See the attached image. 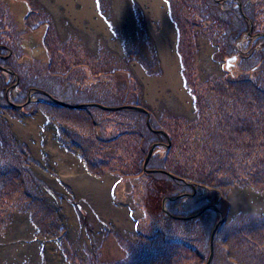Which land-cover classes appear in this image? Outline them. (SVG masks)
Returning a JSON list of instances; mask_svg holds the SVG:
<instances>
[{
    "label": "rangeland",
    "instance_id": "1",
    "mask_svg": "<svg viewBox=\"0 0 264 264\" xmlns=\"http://www.w3.org/2000/svg\"><path fill=\"white\" fill-rule=\"evenodd\" d=\"M43 1L50 14L29 18L23 2L0 0V48L8 51L0 56V232L12 214L28 212L41 226L62 222L88 241L106 231L110 245L112 230L134 231L131 247L123 245L132 258L119 264H163L161 257L191 264L182 262L184 253L206 264L218 225L212 264H264V196L244 190L264 193V0H162L179 88L160 80L166 71L156 34L164 21L151 0H92L97 14L85 11L82 0ZM63 17L92 35L88 46L63 40ZM127 22L140 36L124 37L122 52V40L103 48L113 26ZM233 56L237 67L228 71ZM164 102L167 116L158 109ZM148 119L169 135L170 150ZM73 162L95 179H109L113 206L127 212L130 206L137 222L130 211L123 217L109 210L102 190L93 194L75 179L78 192ZM189 186L202 198L194 203L198 211L178 199L190 194ZM40 187L59 198L58 209L41 200ZM227 198L262 218L240 213L223 226ZM47 246L60 261L56 244ZM74 264L105 263L95 253Z\"/></svg>",
    "mask_w": 264,
    "mask_h": 264
},
{
    "label": "trees",
    "instance_id": "2",
    "mask_svg": "<svg viewBox=\"0 0 264 264\" xmlns=\"http://www.w3.org/2000/svg\"><path fill=\"white\" fill-rule=\"evenodd\" d=\"M19 1L23 2L26 5L27 16L29 18H34V16H36V14L38 13L40 14L49 13L50 14V11L47 8V5L44 3L43 0H19ZM139 17H140L138 18L139 21L143 22L142 17L141 16ZM109 18H112V15H110ZM128 23L129 22L124 23L123 25H121V27L113 26L115 33L113 34L111 33V37L109 39L103 40L102 39L103 37L101 35H98L101 38L100 40L105 41V45H103V48L104 46L110 47V42H116V41L122 40L121 42L122 44L120 45L121 46L120 52H122L124 51L127 45L126 43L127 39H125L127 38V36H129V38H132V39L139 37L140 35H138V32H136V30L133 29V27L130 28L127 26ZM60 25L63 28L62 37L64 41H74V42L83 41L88 46L89 40L91 39L90 37L92 36L91 34H89L85 30H81L77 28L73 23H71V21H69L67 17H63L60 19ZM138 39L140 40V38ZM6 41L7 40H5V43ZM96 43H98V41L95 40L94 46ZM93 50H95V47H93ZM7 52L8 51L6 48H0V56L2 55L4 56V53H7ZM9 58L7 57L6 58L7 60H5L4 62L11 59ZM233 58L234 56L226 60V64H227L226 69L228 71H231V70L233 71L234 68L237 67L236 61L238 60V57L236 56V59H233ZM187 91L189 92V90ZM56 106H61V105L56 104ZM234 108L237 109L238 106L234 105ZM158 109L160 110L161 113H164L167 116L168 113L166 112H168L167 111L168 107H167L166 102H164L163 104H160L158 106ZM197 110H198V107L194 105L192 111H197ZM4 119L3 121H5ZM243 127H244L243 124L239 125L238 134H241L240 133L241 128ZM51 128H54V126H51ZM47 129H49V127H47ZM148 129L150 131H153L149 127ZM155 134H159L163 136L165 140H167L166 136L163 133L159 132ZM246 134H247V129L244 130V137L241 138L242 146L246 143V140H247ZM0 139H1V129H0ZM244 146L248 147V144H245ZM171 147H172V142H171ZM171 147L170 148L165 147V150H170ZM165 171L167 172L166 176H168L169 178L176 179V180L178 179V177H176L175 174L172 173L171 171H167V170ZM92 176L95 177L94 175ZM179 180H183V179H179ZM209 184H211V181L209 182ZM40 188H39V191H41V193L39 196L42 197L41 200L44 201V203L47 205L49 209L51 210L58 209L59 198L56 201L55 198L51 199L47 197L46 192L43 189V187H40ZM238 189L241 190L240 187H238ZM244 190L246 191L247 195H251L250 193H252L254 195H258L259 197L264 196V193H261L260 191H257L256 189H250V186H246ZM193 194H194V190L191 188L190 194L182 193L180 196H178V199L185 201L187 206H189L190 208L192 205L195 207L194 203L198 202V199L202 201V198L197 196V193H195L194 195ZM232 194H230V197L232 196ZM188 199H193V203L189 204V202L187 201ZM227 200L229 201L230 205L228 207V211L224 219V223H222L223 226L227 225L228 223H231L233 218H236L238 215H240V213L249 214L253 217H256L257 219L262 218L261 215L259 214L261 211L257 209L237 207L236 205L232 206L231 200L229 198H227ZM127 208L130 211V216L132 220L137 222V220L135 219V216L137 215L135 210L130 208V206H127ZM59 210L60 211L57 212L58 217L64 214L62 209H59ZM195 210L198 211L196 207H195ZM18 212H15V213H18ZM163 212L166 213L165 211ZM14 214H12L10 219H8V222H6L5 231L0 232V264H74L78 260L85 261L86 259L90 258L91 255H94L95 253L98 256V259L101 260V262L105 264H111V263L119 264L121 260H124V258L126 259L128 256L132 258L128 248L125 250L123 245H126L127 247L128 246L131 247L128 241L132 240L130 237V234L133 235L134 231L124 230V232H120V228H118L114 232L113 230L111 231L110 229L111 235H112V239H111L112 245H110V244H107L108 242L105 241L106 231H103L102 233H100L101 236H98L99 234H96V235L89 234V241H88L79 229H74L72 231L69 229L68 226H66L62 222H56L55 224L56 228L53 226L52 228L48 229L44 226H41L39 222L28 212L25 213V216L24 215L14 216ZM146 238L148 237L146 236ZM49 242L51 244L52 242L56 244L58 251H59L60 261L56 260V255H54L55 249L52 254L48 251L49 247L47 245L49 244ZM115 247L117 251H120V252L113 251ZM184 254H185V257H183L184 259L182 262L187 263L186 260L190 259L191 264H194L195 260L198 259L196 254L194 255L187 254V253H184ZM178 255H179V251L177 250V253L175 256H178ZM123 256L125 257L123 258ZM138 263L143 264L141 261ZM161 263L165 264L164 257H161Z\"/></svg>",
    "mask_w": 264,
    "mask_h": 264
},
{
    "label": "bare ground",
    "instance_id": "3",
    "mask_svg": "<svg viewBox=\"0 0 264 264\" xmlns=\"http://www.w3.org/2000/svg\"><path fill=\"white\" fill-rule=\"evenodd\" d=\"M84 2V10L87 11L89 14H97V11L95 9V4L93 3L92 0H82ZM152 4H153V10L155 13H159L162 17H163V21H164V28L161 32L156 34L157 37V41L159 44V48H160V52H161V56L163 58V62H164V68L166 71L165 76L160 79L162 82V85H166L167 83H165L166 81H170L171 84H173L176 88L180 87L179 82V77H178V73L176 71V66L174 65V63H176V55H175V51H174V46L172 43H170L169 38H173V33H171V31L173 32V28L172 25L169 21L168 15L166 13V11L162 8L161 4L163 3L162 0H151ZM71 9L74 11V7H71ZM101 22V20H100ZM150 87V86H148ZM150 91V89L148 90ZM181 94L184 95V92H181ZM22 130L25 128H21ZM54 150H56L57 148H53ZM72 162L68 161L63 163L62 165L64 167H66L67 165H71ZM73 169H74V175H70V179L71 181H73V184L76 188V190L79 192L81 191V189L79 188L80 184H77L75 182V179H77V182H81V184L85 183L84 186L89 187V190H92L94 192H91L93 194H98L100 190H102L105 193V201L103 202L106 207H109V210H111L112 212H118L121 216L123 217H127L128 216V212L124 209H117L113 206L111 199H110V194H109V185H110V180L109 179H105L102 181H95L90 179L87 174L84 172V170L82 169V167L80 165H78L76 162H73ZM73 179V180H72ZM53 182L57 183L56 181L53 180ZM89 193V192H88ZM97 205L100 206L102 203L99 202V200L95 201ZM104 208V207H102Z\"/></svg>",
    "mask_w": 264,
    "mask_h": 264
},
{
    "label": "water",
    "instance_id": "4",
    "mask_svg": "<svg viewBox=\"0 0 264 264\" xmlns=\"http://www.w3.org/2000/svg\"><path fill=\"white\" fill-rule=\"evenodd\" d=\"M233 59H236V57H234ZM129 108H132V107H129ZM138 108V107H137ZM112 109V108H111ZM141 110H143V109H141ZM144 112H146L147 113V111H144ZM147 123H148V127L151 129V130H153V131H156V132H161V133H163L165 136H166V138L168 139V144H167V147H170L171 146V140H170V138L168 137V134L165 132V131H162V130H154L152 127H151V125L149 124V119L147 120ZM157 146V144H153L152 146H151V148L149 149V153H148V156H147V158H146V160H145V162L146 163H148V160H149V158H150V156H151V153L153 152V149L155 148ZM84 172L87 174V176L90 178V179H92V180H95V181H101V180H98V179H95V178H93V177H91L85 170H84ZM110 198L112 199V196H111V194H110ZM207 208V207H206ZM205 208V209H206ZM204 209V210H205ZM128 212H129V210H128ZM130 213V212H129ZM182 218V217H181ZM218 228V225L215 227V229H214V231H213V235H212V239H211V255H210V257H209V260L207 261V263L206 264H210L211 263V261H212V258H213V236H214V233H215V231H216V229Z\"/></svg>",
    "mask_w": 264,
    "mask_h": 264
},
{
    "label": "flooded vegetation",
    "instance_id": "5",
    "mask_svg": "<svg viewBox=\"0 0 264 264\" xmlns=\"http://www.w3.org/2000/svg\"><path fill=\"white\" fill-rule=\"evenodd\" d=\"M156 133H159V132H156Z\"/></svg>",
    "mask_w": 264,
    "mask_h": 264
}]
</instances>
